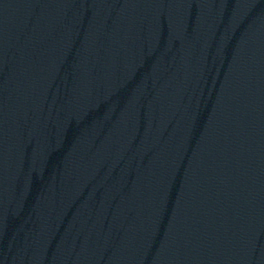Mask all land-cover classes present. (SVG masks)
I'll use <instances>...</instances> for the list:
<instances>
[{"label": "water", "instance_id": "obj_1", "mask_svg": "<svg viewBox=\"0 0 264 264\" xmlns=\"http://www.w3.org/2000/svg\"><path fill=\"white\" fill-rule=\"evenodd\" d=\"M0 264H264V0H0Z\"/></svg>", "mask_w": 264, "mask_h": 264}]
</instances>
